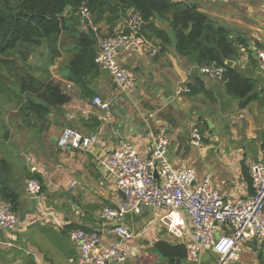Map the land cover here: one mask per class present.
I'll return each instance as SVG.
<instances>
[{"label":"crops","instance_id":"0c3cea01","mask_svg":"<svg viewBox=\"0 0 264 264\" xmlns=\"http://www.w3.org/2000/svg\"><path fill=\"white\" fill-rule=\"evenodd\" d=\"M260 1L246 0L244 6L250 12L260 13L264 11V4L259 6ZM245 19L240 18L237 23L247 27L245 31L250 34L244 36L248 43L238 47L237 57L230 61L231 67L254 83L252 100L245 108H241L238 99L236 106H225L224 98L232 96L223 80L200 75L198 65L178 56L174 47L161 53V47L150 40L158 49L155 57L133 51L120 57L122 66L136 83L130 93L117 89L110 75L102 70L90 80L88 96L83 95L79 86L65 80L60 72L56 80L52 78L71 100L55 112L50 130L26 149L28 171H13L11 179L17 180L21 193L16 213L51 212L57 224L35 218L28 226L14 232L0 230V264H69L79 256L78 247L69 236L77 229L97 232L105 246L121 242L115 231L116 223L102 218L104 208L115 205L114 183L103 169L102 160L123 143L131 144L142 158L149 159L156 137L165 134L170 144L169 159L174 165L192 168L198 180L210 177L227 202L250 197L253 189L249 167L257 161L264 162V72L255 54L256 48L264 49V19L247 18L248 23H244ZM125 22L120 23L114 33ZM99 28L103 35L110 34L105 23ZM161 43L157 41L158 45ZM60 64L63 65V60ZM190 84L198 85L197 95L177 96L180 87ZM198 96L200 98L193 99ZM96 98L108 103L109 109L102 111L93 106ZM210 102L211 110L206 104ZM199 110L206 111L205 115L200 116ZM244 113L248 118H238ZM221 126L223 131L219 134L217 129ZM195 127L203 135L201 149L191 144ZM66 128L82 136H97L98 142L88 150H61L58 140ZM27 172L37 175L42 184L39 197H31L25 191ZM0 205H4L1 200ZM143 220H147V225L140 231ZM121 224L134 234L131 240H140L137 247L129 250L132 256L125 264H170L171 259L162 256L157 244L166 241L185 246L184 241L173 237L162 222L155 220L154 211L149 208L127 214ZM154 224L159 227L154 229ZM153 245L161 257L146 256ZM176 261H179L176 264H188L186 260ZM216 263L217 258L211 252L202 255L200 264ZM231 264H264V250L250 240L242 246L238 260Z\"/></svg>","mask_w":264,"mask_h":264},{"label":"trees","instance_id":"16d2710c","mask_svg":"<svg viewBox=\"0 0 264 264\" xmlns=\"http://www.w3.org/2000/svg\"><path fill=\"white\" fill-rule=\"evenodd\" d=\"M83 5L90 9L96 27L109 26V35L82 25ZM132 12L146 24L140 34L161 47V53L174 47L193 65L222 67L228 94L240 101L241 108L252 100L254 83L230 64L248 39L213 24L198 5L173 0H0V200L4 206L17 212L21 193L11 176L13 171H28L24 162L10 159L18 149L17 157L24 160L18 141L26 149L31 147L50 130L55 112L71 100L49 69L64 58L62 77L90 95V80L100 73L99 38L113 37ZM188 86L190 95L199 93L198 85ZM27 178L39 179L28 172ZM157 248L167 259L186 260L183 245L160 241Z\"/></svg>","mask_w":264,"mask_h":264},{"label":"built area","instance_id":"2783aa9c","mask_svg":"<svg viewBox=\"0 0 264 264\" xmlns=\"http://www.w3.org/2000/svg\"><path fill=\"white\" fill-rule=\"evenodd\" d=\"M79 12L82 25L98 32L88 6H81ZM142 24L140 14L132 12L113 37L98 41L96 63L100 70L110 75L117 89L126 94L136 83L122 66L121 55L130 51L148 53L151 57L158 54L157 47L140 34ZM255 54L264 72V49L256 48ZM197 71L213 80H222L224 75L222 67L207 64L198 66ZM190 94L188 86L177 90L179 97ZM93 106L102 111L109 109V104L100 98L93 100ZM238 118L243 120L248 115L244 113ZM97 142V136H82L66 128L59 137L58 147L61 150H88ZM191 144L196 149L203 147V135L197 127L192 130ZM169 145L167 136L160 134L149 159L142 158L129 143L121 144L106 155L102 167L113 180L115 205L104 208L102 218L116 223L115 231L121 242L105 246L97 232L74 230L69 236L77 245L79 256L69 264H125L132 255L121 244L131 240L134 234L121 224V220L141 208L153 210L155 220L162 222L173 237L184 241L188 264H200L205 252H211L217 258L216 264H231L238 260L242 246L250 240L264 250V162L257 161L249 167L253 194L231 203L225 201L210 177L198 180L192 168L174 165L169 159ZM25 191L31 197H39L42 184L38 179L30 178ZM35 218L57 224L51 212L41 210L21 215L0 205V230L14 232L28 226Z\"/></svg>","mask_w":264,"mask_h":264},{"label":"rangeland","instance_id":"374dc122","mask_svg":"<svg viewBox=\"0 0 264 264\" xmlns=\"http://www.w3.org/2000/svg\"><path fill=\"white\" fill-rule=\"evenodd\" d=\"M173 1H183L187 4L199 5L200 11L203 14H205L213 24H215L216 26L226 27V29L231 30L232 33H234V35L238 34L237 33L238 31H240L239 33H241L242 35H247V34L249 35L250 34L248 31H245V30H247V27H241L238 25V23H237L238 19L246 18L245 20L247 22L244 21V23H248L247 18L248 19L252 18L251 21H254L256 19H257V21H261L264 19V13H262V12H264L263 10H260V11H262L260 13L250 12L248 7L244 6V4L246 3V0H240V1H237V0H173ZM261 4H264V0L259 2V6H261ZM170 33L173 35V31H170ZM61 60H63V62L65 61L64 58H59L56 60V65L51 66V68L49 69V71H50L49 75L52 78H54L55 80H56V78H55L56 74L60 72L61 67H62L61 66L62 64H60ZM198 98H200V96L193 97V99H198ZM206 104H207V108L209 110H211V108H212L211 102L206 103ZM224 104L227 107H232V106L234 107L237 104V100L233 97H229V96L227 97L226 96L224 98ZM205 113H206V111L199 110L200 116H204ZM4 116L6 117L7 115H4ZM217 130H218V133L221 134V132L223 131V126H221ZM12 139L16 140V138H12ZM17 146L19 147L20 152H21V156L24 158V160H20L17 157L16 151L18 149L17 150L14 149V151H12V155H11L10 159L12 161L19 163V164L24 162L23 164L25 165V161H27L26 156L29 155V152L24 147V144L22 141L21 142L18 141ZM150 220H152V218H150ZM146 225H147V220H143V223L141 224L140 231H142ZM157 227H159V225L154 224L153 228L155 229ZM149 229H152V228H149ZM139 243H140L139 238H137V239L135 238V239L130 240V241L126 240V242H123L121 245L126 250H131V248L137 247L139 245ZM146 252H147L146 256H148V255L159 256L154 245L152 248H150ZM159 257H161V256H159ZM140 261H142V260H140Z\"/></svg>","mask_w":264,"mask_h":264},{"label":"water","instance_id":"95a60500","mask_svg":"<svg viewBox=\"0 0 264 264\" xmlns=\"http://www.w3.org/2000/svg\"><path fill=\"white\" fill-rule=\"evenodd\" d=\"M145 25H146V24L143 23V24H142V28H144ZM176 263H179V261H176V259H171V260H170V264H176Z\"/></svg>","mask_w":264,"mask_h":264}]
</instances>
